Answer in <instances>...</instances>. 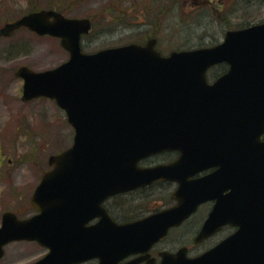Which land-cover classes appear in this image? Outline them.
Returning a JSON list of instances; mask_svg holds the SVG:
<instances>
[{
  "label": "water",
  "instance_id": "1",
  "mask_svg": "<svg viewBox=\"0 0 264 264\" xmlns=\"http://www.w3.org/2000/svg\"><path fill=\"white\" fill-rule=\"evenodd\" d=\"M20 27L59 38L69 54L53 69L35 72L23 66L15 75L24 81L23 101L55 100L74 138L71 147L48 159L52 169L41 176L31 197L38 213L26 219L12 212L2 215L0 259L5 245L26 240L49 250L33 264H77L92 258L98 264H121L129 255L147 251L200 202L217 198L197 241L225 223L237 225L236 233L193 258L185 248L164 252L160 264H264V142H259L264 132V23L229 30L217 45L168 56L155 49L152 38L84 53L80 40L91 29L89 19L68 18L55 10L34 11L6 23L0 37ZM220 63L228 65V73L208 85L205 72ZM209 142L221 144V151L227 142L248 145L238 146L234 155L240 160L232 170L237 175L232 199L240 210L236 219L219 215L218 193L224 188L182 178L174 194L177 205L170 209L125 225L104 215L100 201L105 197L171 178L175 170L183 175L189 167L190 173L201 160L198 150ZM170 149L182 153L178 168L137 166L139 160ZM185 158L189 164L182 163ZM86 206L89 214L104 218L85 233L79 213Z\"/></svg>",
  "mask_w": 264,
  "mask_h": 264
},
{
  "label": "rangeland",
  "instance_id": "2",
  "mask_svg": "<svg viewBox=\"0 0 264 264\" xmlns=\"http://www.w3.org/2000/svg\"><path fill=\"white\" fill-rule=\"evenodd\" d=\"M44 9L89 19L91 30L80 41L84 53L152 38L165 56L172 50L213 46L228 30L264 22V0H0V27ZM67 59L58 39L25 28L0 38V223L6 211L19 219L34 214L29 200L41 175L50 169L49 157L69 148L73 138L65 112L54 101L21 100L23 81L14 73L22 66L36 72L52 69ZM170 192L157 190L159 205L169 202ZM186 227L164 244L174 249L188 242L191 226ZM46 253L35 242L14 241L4 247L0 264H32Z\"/></svg>",
  "mask_w": 264,
  "mask_h": 264
},
{
  "label": "flooded vegetation",
  "instance_id": "3",
  "mask_svg": "<svg viewBox=\"0 0 264 264\" xmlns=\"http://www.w3.org/2000/svg\"><path fill=\"white\" fill-rule=\"evenodd\" d=\"M224 67L225 68L222 69L208 70L205 73L206 83L211 85L218 78L226 75L228 73L227 65L225 64ZM259 142H264V132L260 135ZM220 145L221 144H218L216 142L204 143L201 151L198 150V154L202 161L198 160V162H196L198 164L191 167L190 173V170L188 169L189 167L185 168V174L183 175L175 170V172L171 174V178L165 179L163 177H160L144 186L105 197L100 201V208L102 209V211H104L105 216L107 215L108 217H110L111 220L118 225L138 222L160 211L170 209L177 205V200L175 199L174 194L179 187V182L177 180L178 178H182L186 182L204 179L207 183L206 186L208 188H224L223 191L218 193L220 202V217L225 218L229 215L231 216V220L236 219L239 216L238 211L240 210H238L237 205H235L234 203V199H232L233 194L231 192V189L237 181V175L232 174V170L234 169L233 164H236V166L238 167L237 164L240 162V160L235 158L234 155H237L238 153V150H236L238 146L247 147L248 145H237V143L227 142L225 144L227 148H225L223 151H221ZM217 146H219L218 150L216 149ZM251 146L252 145H250V147ZM206 147L208 149H206ZM229 147H231V149H229ZM181 154V151L177 149L165 150L139 160L137 165L140 168L157 166H172V168L176 166V168H178ZM232 156L234 157L232 158ZM206 157H208V160L206 159ZM185 162H188L189 164V158H185L182 163ZM162 188L170 189L171 192L169 195V202L159 205L157 202V190ZM119 198H126L129 202L123 205L117 204L114 199ZM135 200H137L136 205L134 204ZM217 202V198L200 202L196 206L195 210L186 219H184L179 226L170 228L167 234L157 242L151 244L147 251L131 254L121 263L136 260L138 264H147L151 261L154 264H159L162 258L161 254L164 252L175 253L180 248H185L186 255L188 257H195L215 247L238 230V226L235 224H221L217 228V230H215L209 236L197 241V236L200 234L203 225L209 218ZM87 210V206L83 207L80 209L81 213H79L80 218L84 220L81 225V231L85 233L89 228L99 223L101 218H104L101 214H89ZM248 210H250V207H246V211ZM261 211H264V207L263 209H261ZM242 213H244V208H242ZM184 226H188L186 228H189L191 226L186 231L190 233L188 235L189 241L184 242V244L182 245L178 244V246H176L174 249H170L169 247H167L164 243L170 244V242H173V240H175V237H173V233L183 229ZM202 245H205L204 248H200V246ZM77 264H98V259L93 258Z\"/></svg>",
  "mask_w": 264,
  "mask_h": 264
}]
</instances>
